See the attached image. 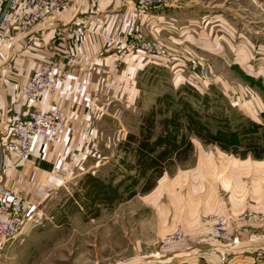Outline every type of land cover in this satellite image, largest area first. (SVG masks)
Returning a JSON list of instances; mask_svg holds the SVG:
<instances>
[{"label": "rangeland", "instance_id": "374dc122", "mask_svg": "<svg viewBox=\"0 0 264 264\" xmlns=\"http://www.w3.org/2000/svg\"><path fill=\"white\" fill-rule=\"evenodd\" d=\"M152 22L165 60L131 56L144 62L129 76L132 99L103 108L92 152L38 201L37 218L0 242V264H118L148 253L174 256L169 264L260 253L253 264H264L258 245L226 258L207 248L264 238L255 224L264 179L261 189L250 179L259 168L264 178V0H161L141 23L153 32Z\"/></svg>", "mask_w": 264, "mask_h": 264}, {"label": "crops", "instance_id": "0c3cea01", "mask_svg": "<svg viewBox=\"0 0 264 264\" xmlns=\"http://www.w3.org/2000/svg\"><path fill=\"white\" fill-rule=\"evenodd\" d=\"M2 5L0 0V11ZM121 8L123 9L118 0H66V4L46 18L42 26L28 32H21L16 26H12L6 32L4 42L0 43L2 122L14 113L25 110L19 96V86L27 81L39 63L50 60L62 63L64 53L77 55L71 75L58 82L53 91L43 93L35 104L42 109L57 107L62 112L64 124L57 130L56 140L51 144H43L36 137L31 155L25 161H19L5 151L0 153V181L11 187L26 202L41 201L53 185L70 177L77 167L82 166L94 148L96 121L101 118L106 105L123 98L127 104L132 99L130 94L126 95L127 83L133 84V79L129 76L137 67L144 66V62H133L135 56H131H150L137 51L121 57L117 48L105 46L104 34L111 31L113 20ZM145 20H148L147 17ZM77 27L83 32L80 43L74 44L73 37L67 30ZM140 27L155 38L163 36V28L158 25L154 24L153 32L150 24L143 26L141 23ZM57 29H63L65 36L55 37L54 32ZM6 127L7 124L0 123V135ZM257 171L250 175V179L255 187L261 189L264 179L260 173L262 168ZM237 181L240 187H235V191H241L244 185L240 183V179ZM38 215L39 213L36 218ZM212 243L228 245L231 241H211ZM211 244L207 248L216 250L224 257ZM174 258L171 255L166 258V262L158 263L169 264ZM214 258L217 264L223 261L220 259L219 262L218 256Z\"/></svg>", "mask_w": 264, "mask_h": 264}, {"label": "built area", "instance_id": "2783aa9c", "mask_svg": "<svg viewBox=\"0 0 264 264\" xmlns=\"http://www.w3.org/2000/svg\"><path fill=\"white\" fill-rule=\"evenodd\" d=\"M123 7L113 20L109 33L104 34L107 48H117L119 56L141 51L148 56L164 60L166 55L163 42L149 37L140 23L150 8L161 0H118ZM0 11V43L4 42L7 30L16 26L21 32L31 31L42 26L43 21L60 10L66 0H2ZM83 30L79 27L67 30L73 43L79 44ZM66 32L57 29L55 37H64ZM75 53H64L62 63L58 60L41 62L33 70L27 81L19 86V96L25 110L16 112L0 123L7 124L0 135V153L5 151L19 161L28 160L38 137L43 144L56 140V132L63 127L64 118L59 108L42 109L36 107L43 93L53 91L57 83L71 75L76 63ZM39 212L38 202H26L22 196L0 181V242L13 238L21 228L34 220ZM264 216H255L256 225L263 226ZM224 223L219 220L216 232L222 230ZM181 233L178 234L180 236ZM260 261V253L255 256L235 255L228 262L234 264H253ZM206 264H210L207 263Z\"/></svg>", "mask_w": 264, "mask_h": 264}, {"label": "bare ground", "instance_id": "6f19581e", "mask_svg": "<svg viewBox=\"0 0 264 264\" xmlns=\"http://www.w3.org/2000/svg\"><path fill=\"white\" fill-rule=\"evenodd\" d=\"M224 243V242H223ZM260 246L263 250H264V239L256 236V235H252L251 240H249L248 242H239V239L237 237L234 238V240L232 241V243L228 244V245H217L218 249L220 250V252H222L224 254V257L226 258L227 256L229 257L231 255V253H251L253 248L251 247H255V246ZM157 256V255H156ZM155 256V254H151L148 253L145 257H141L140 259H134V260H126L125 262H120L118 264H132L136 261H139L141 264H151L153 262H166V258H157Z\"/></svg>", "mask_w": 264, "mask_h": 264}, {"label": "trees", "instance_id": "16d2710c", "mask_svg": "<svg viewBox=\"0 0 264 264\" xmlns=\"http://www.w3.org/2000/svg\"><path fill=\"white\" fill-rule=\"evenodd\" d=\"M195 134L198 136V137H201V134L199 133V132H195ZM175 138V137H174ZM212 139V136H211V134H208V137H207V140H206V142L207 143H213L212 141L213 140H211ZM161 141V140H160ZM174 144V143H173ZM172 144V145H173ZM143 147H145V148H147V149H149V150H151V151H154L155 150V148H153L152 146H149V144H141ZM223 147V146H222ZM223 149H225L224 147H223ZM138 152V154H140L141 156H142V158L143 159H149V160H153V161H156L157 163H159L154 157H152V156H150L149 154H147L146 152H144L143 150H140V149H138L137 150ZM161 153V154H160ZM159 153V155L160 156H163V154L162 153H164V154H166L167 153V150L166 149H164L162 152H160ZM158 155V156H159Z\"/></svg>", "mask_w": 264, "mask_h": 264}]
</instances>
